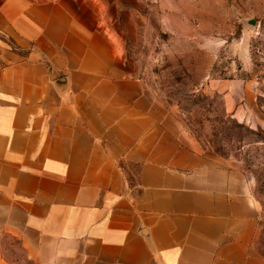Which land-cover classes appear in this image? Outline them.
I'll return each instance as SVG.
<instances>
[{"label": "crops", "instance_id": "1", "mask_svg": "<svg viewBox=\"0 0 264 264\" xmlns=\"http://www.w3.org/2000/svg\"><path fill=\"white\" fill-rule=\"evenodd\" d=\"M86 1L0 0V28L54 30L63 52L0 74V236L16 264H264L249 181L157 116L122 37L98 35L138 0Z\"/></svg>", "mask_w": 264, "mask_h": 264}, {"label": "rangeland", "instance_id": "2", "mask_svg": "<svg viewBox=\"0 0 264 264\" xmlns=\"http://www.w3.org/2000/svg\"><path fill=\"white\" fill-rule=\"evenodd\" d=\"M131 9L128 17L107 14L113 23L99 27V37H122L157 116L176 119L205 154L249 181L259 204L255 246L264 255V0H138ZM84 19L89 24L94 14L84 12ZM26 31L0 28V74L32 62L49 68L46 52L63 53L44 39L54 30L37 27L36 39ZM0 100L10 101V93ZM0 242V264L19 262L17 242Z\"/></svg>", "mask_w": 264, "mask_h": 264}]
</instances>
